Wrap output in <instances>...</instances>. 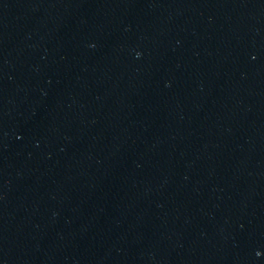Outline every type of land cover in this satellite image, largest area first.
<instances>
[{
    "label": "water",
    "instance_id": "95a60500",
    "mask_svg": "<svg viewBox=\"0 0 264 264\" xmlns=\"http://www.w3.org/2000/svg\"><path fill=\"white\" fill-rule=\"evenodd\" d=\"M0 50L194 264H264V0H0Z\"/></svg>",
    "mask_w": 264,
    "mask_h": 264
}]
</instances>
